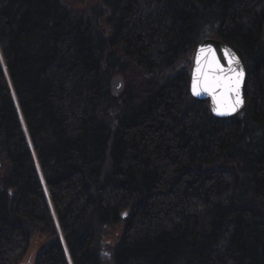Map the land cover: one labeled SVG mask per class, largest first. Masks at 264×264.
Masks as SVG:
<instances>
[{
	"label": "trees",
	"instance_id": "trees-1",
	"mask_svg": "<svg viewBox=\"0 0 264 264\" xmlns=\"http://www.w3.org/2000/svg\"><path fill=\"white\" fill-rule=\"evenodd\" d=\"M206 36L246 70L228 119ZM0 155V264L37 233L35 264H264V0H0Z\"/></svg>",
	"mask_w": 264,
	"mask_h": 264
},
{
	"label": "snow or ice",
	"instance_id": "snow-or-ice-1",
	"mask_svg": "<svg viewBox=\"0 0 264 264\" xmlns=\"http://www.w3.org/2000/svg\"><path fill=\"white\" fill-rule=\"evenodd\" d=\"M227 52V50H225ZM203 57L205 69H201ZM237 67L239 61L235 57L229 56ZM197 72L201 73L200 76L194 77L192 90L193 93L199 95L200 91H204L211 95L217 105L214 109L218 112L221 110H235V107L242 103L240 99L239 87L240 80L243 75V70L230 68L227 73L220 66L219 61L216 59L215 52L211 48L205 50L201 49L200 54L196 58ZM235 92V99H232V93Z\"/></svg>",
	"mask_w": 264,
	"mask_h": 264
},
{
	"label": "water",
	"instance_id": "water-1",
	"mask_svg": "<svg viewBox=\"0 0 264 264\" xmlns=\"http://www.w3.org/2000/svg\"><path fill=\"white\" fill-rule=\"evenodd\" d=\"M209 48L214 50L216 59L219 61L220 66L225 70V73H227L230 68H236L237 70L239 69L243 70V75L241 77L240 87H239L240 99L242 100V103L237 105L235 107V110H232V111L221 110L220 112H218L214 110L217 108V105L211 95H209L208 93L204 91H200L199 95H196L193 93V90H192L193 79L194 77H198L201 75V73L197 72V63H196L197 55L200 54L201 49L207 50ZM225 50H227V52ZM229 56H232L238 59L239 61L238 67L232 60H230ZM201 59H202V63L200 67L203 71L206 69H205L203 57H201ZM245 83H246V70H245L244 64L242 60L240 59V57L238 56V54L230 46H228L226 43L220 40H217V39H206L198 45L195 58H194L192 75H191V85H190L191 93L195 99L204 101V102L208 101L210 103V109L214 117L221 118V119H228V118H231L239 114L244 109L245 107ZM122 89H123L122 79L120 78L115 79L113 83L114 94L118 95L122 91ZM231 95H232V99L234 100L235 92H233ZM2 165H3V161L0 155V168L2 167Z\"/></svg>",
	"mask_w": 264,
	"mask_h": 264
},
{
	"label": "rangeland",
	"instance_id": "rangeland-1",
	"mask_svg": "<svg viewBox=\"0 0 264 264\" xmlns=\"http://www.w3.org/2000/svg\"><path fill=\"white\" fill-rule=\"evenodd\" d=\"M101 0H64L66 4L69 6H72L78 10H83L86 7L93 6L97 3H99ZM209 36H206V39H208ZM49 241L47 237L42 233H37L31 242L30 250L25 257L23 263L24 264H35L38 255L40 252L48 246Z\"/></svg>",
	"mask_w": 264,
	"mask_h": 264
}]
</instances>
